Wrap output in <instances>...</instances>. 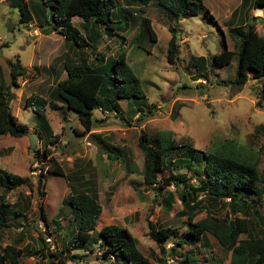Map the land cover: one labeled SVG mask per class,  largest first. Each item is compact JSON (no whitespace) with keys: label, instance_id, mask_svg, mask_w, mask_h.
<instances>
[{"label":"rangeland","instance_id":"rangeland-1","mask_svg":"<svg viewBox=\"0 0 264 264\" xmlns=\"http://www.w3.org/2000/svg\"><path fill=\"white\" fill-rule=\"evenodd\" d=\"M28 1L39 18L36 17L32 24L22 25L19 11L10 7L9 0H0V38L3 40L0 72L6 86L13 89V115L29 127L28 136L23 138L0 136V169L30 177L33 182V191L23 186L6 195V203L26 205L29 202L30 206L25 216L8 218L13 226L2 231L0 246L13 245L26 254L28 249L42 247V236L51 245V250L63 246L71 248L70 234L75 224L69 226V219L73 218L65 200L69 195L87 190L98 194L104 209L98 231L106 225L127 228L137 239L141 252L153 264H185L184 254L190 247L179 249L178 254L182 257L178 258L170 250L172 243H168L166 252L162 253L148 237L149 222L178 229L180 237L186 231L183 224L187 218L180 219L176 215L182 210L178 198L180 188L171 186L166 190L175 195L170 210L164 207L168 192L144 191L141 187L144 191L141 197L133 190L131 182H142L139 173L144 156L138 147L139 137L144 131L153 139L159 138L165 143L170 139L175 144L191 145L204 152L222 142L235 141L261 154L260 168L264 172V82L251 78L244 87L235 88L237 56L227 67L211 65L200 75L201 80H197L198 73L189 66L192 56H203L212 64V57L223 52L225 45L234 51V43L228 34L231 26L254 25L257 34L264 37V11L254 8L252 0H204L207 13L201 10L194 17L177 21L169 18L157 0L147 6L142 0H115L117 7L114 11L118 17L131 23L129 31L123 34L127 42L123 44L109 31L103 35L96 50L86 48L84 54L90 61L119 58L124 54L141 81L145 98L135 102L145 110L147 117L139 121L138 114L130 112L125 101L121 104L123 118L105 117L96 111L98 122L91 133L101 137L102 142H99L90 133L83 135L85 130L77 113L62 105L59 110L48 107L43 115L26 107V99L32 95L54 102L57 82L66 77L65 73L62 74L65 60L69 57L77 59L81 53L73 50L60 34L49 32L50 26L41 14L48 13V7H44L40 0ZM240 10L246 15L249 11L247 21L242 16L241 24L237 23ZM142 18L152 21L156 43L151 42L143 30ZM73 24L85 35L82 20L75 18ZM172 33L177 35L180 47L176 64H170L167 58ZM17 61L28 74L13 85L9 64ZM49 128L53 130L52 134ZM106 144L110 147L106 148ZM109 149L114 152L119 149L116 153L118 160L109 159ZM46 150L51 151V159L63 170L64 177L50 172L54 165L50 158H45ZM128 168L135 174H127ZM184 173L185 170L174 169L162 172L161 177ZM197 177L192 178L194 184ZM40 181L43 183V198L38 190ZM0 195L4 193L0 191ZM205 203L210 205L214 215H226L227 208L221 202L206 200ZM41 206L48 225L41 219ZM262 210L264 213V207ZM60 212L63 218L59 222L56 217ZM206 216L203 213L195 220ZM57 226L62 230L59 231ZM50 229L53 231L51 235ZM207 240L208 247L195 245L192 248L198 259L196 264H217L218 261L229 264L231 253L223 250L215 238L208 236ZM73 254L86 255V258L67 264H111L102 260L98 245L92 251H74ZM22 262L48 263L26 255Z\"/></svg>","mask_w":264,"mask_h":264},{"label":"trees","instance_id":"trees-1","mask_svg":"<svg viewBox=\"0 0 264 264\" xmlns=\"http://www.w3.org/2000/svg\"><path fill=\"white\" fill-rule=\"evenodd\" d=\"M40 1L44 7L50 9L46 14L41 12L42 18H45L50 26L49 32L60 34L73 50L81 53L77 59L69 57L65 60L63 68L67 78L57 84L54 102L32 95L26 99V107H32L36 113L43 115L48 107L59 110L62 105L63 108L77 113L79 122L85 130L83 135L94 130L98 122V119H95L96 111L101 112L105 117L115 115L123 118L121 104L124 101L128 102L130 112L135 111V115L138 114L139 121L144 120L147 114L142 107L137 106L135 101L144 99L145 94L141 88V81L129 65L127 57L122 54L119 58H96L95 61H90L84 54L86 48L96 50L103 35L109 31L123 44L127 42L123 34L129 31L131 23L123 17H118L114 11L117 7L116 1ZM152 1L154 0H142V4L147 6ZM157 3L171 20H186L196 16L201 10L207 13L204 0H157ZM252 4L254 8L264 11V0H252ZM9 5L19 11L22 25L32 24L38 17L28 0H9ZM75 18L83 21L85 35L74 26ZM244 25L247 26L244 27ZM244 25L229 28L228 34L234 43V51H230L225 45L223 52L212 57V64L203 56L191 57L189 66L198 73L197 80L203 79L200 75L207 72L211 65L227 67L237 56L236 78L233 81L235 88L244 87L251 78L264 82V37L257 34L254 25ZM141 26L148 34L150 41L156 43L152 21L142 18ZM222 34L224 36L223 31ZM179 48L178 37L172 33L167 55L170 64H176L179 60ZM9 66L12 84L17 85L18 79L25 77L28 71L20 61L10 62ZM13 100V89L6 86L0 72V136L23 138L28 136L29 127L20 123L19 119L13 115L11 109ZM49 131L53 133L51 128ZM92 136L102 142L95 133ZM166 141L165 143L159 138L153 139L144 131L141 133L138 147L144 156L143 167L139 173L142 182L134 183L133 188L141 197L147 190L168 192L164 205L166 210H170L175 203V195L166 191L167 188L171 186L180 188L178 198L181 201L182 210L177 213V216L187 218L183 224L186 231L179 237L178 229L159 227L156 223L149 222L148 237L157 244L162 253L166 252L165 246L172 243L170 250L178 258L182 257L178 254L179 249L185 246L190 247L184 254L185 264L197 263L196 253L191 248L195 245L203 246V242H208V236L215 238L223 250L231 253L229 264H264V213L262 210L264 172L260 168L261 154L240 146L235 141L222 142L205 152L191 145L175 144L170 139ZM109 147V144H106V148ZM115 151L109 149L108 157L112 161L118 160L116 153L119 149ZM51 155V151H45V158H50L49 161L54 165L53 171L50 172L64 177L63 170L53 162ZM174 169H182L186 173L170 174L167 178L161 177L162 172H171ZM128 171L132 172L129 168ZM189 174H191L190 177H188ZM193 176L201 177H197L196 184L192 182ZM40 182L38 190L43 198L44 193L41 191L43 183ZM23 186L33 191L32 179L0 169V191L4 193L0 195V242L2 231L13 226L8 222V218H18L27 214L29 202L26 205H21V202L17 205L5 202L7 194ZM206 200L210 203L221 202L227 208L226 215L224 217L214 215L210 205H206ZM65 203L67 207H70L71 218L74 220L69 219V226H72L73 222L75 224L70 234L71 248L63 246L61 249L51 250V245L40 236L42 247L35 250L28 249L26 254L13 245H7L4 248L0 246V264H23L22 258L25 255L35 256L48 262L47 264L76 263L84 260L86 255L73 254L74 251L89 252L95 245L102 250V260L111 264H153L141 252L138 241L127 228L106 225L98 231L103 207L90 191L85 190L80 194L69 195ZM40 211L42 221L47 223L43 206L40 207ZM203 213L207 216L196 221L195 219ZM56 218L60 222L63 213L60 212ZM17 226L19 228V225ZM51 232L53 233L50 229V235ZM217 264L223 263L218 261Z\"/></svg>","mask_w":264,"mask_h":264},{"label":"crops","instance_id":"crops-1","mask_svg":"<svg viewBox=\"0 0 264 264\" xmlns=\"http://www.w3.org/2000/svg\"><path fill=\"white\" fill-rule=\"evenodd\" d=\"M247 13L249 14V11H247ZM248 14L246 15V12H242V10H240L239 11V17H238V21H237V23H242V16H243V19L245 18L246 19V21H247V16H248ZM245 21V22H246ZM233 22V21H232ZM244 22V23H245ZM66 74V77L64 78V79H62V80H65L66 78H67V73L65 72V70H64V72L62 73V74ZM62 80H59L58 82H57V84L60 82V81H62ZM90 134L92 135L93 133H91L90 132ZM99 139L101 140V137H99ZM127 174H135V171H132V172H127ZM134 183H137V182H131V186H132V188H133V184ZM133 190L135 191V189L133 188ZM136 192V191H135ZM137 193V192H136ZM91 194L92 195H94V196H96L97 198H98V200H99V202H100V199H99V196H98V194L97 193H94L93 191L91 192ZM101 203V202H100ZM102 205V204H101ZM103 207V206H102ZM104 210V209H103ZM180 212V211H179ZM102 214H103V212H102ZM177 215V214H176ZM102 216V215H101ZM183 218H185V217H183ZM181 219V218H180ZM117 226V225H116ZM120 227V226H119ZM129 230V229H128ZM130 231V230H129ZM133 235V234H132ZM137 240V239H136ZM203 245L204 246H206V247H208L209 245L207 244V243H205V242H203ZM192 249V248H191Z\"/></svg>","mask_w":264,"mask_h":264},{"label":"built area","instance_id":"built-area-1","mask_svg":"<svg viewBox=\"0 0 264 264\" xmlns=\"http://www.w3.org/2000/svg\"><path fill=\"white\" fill-rule=\"evenodd\" d=\"M3 44V40L0 38V47L2 46Z\"/></svg>","mask_w":264,"mask_h":264}]
</instances>
